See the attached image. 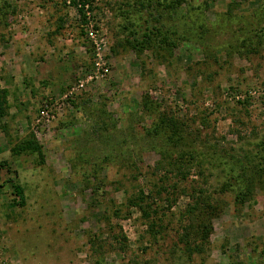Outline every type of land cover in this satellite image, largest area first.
Segmentation results:
<instances>
[{
  "label": "rangeland",
  "instance_id": "obj_1",
  "mask_svg": "<svg viewBox=\"0 0 264 264\" xmlns=\"http://www.w3.org/2000/svg\"><path fill=\"white\" fill-rule=\"evenodd\" d=\"M0 94V264H264V0H0Z\"/></svg>",
  "mask_w": 264,
  "mask_h": 264
},
{
  "label": "trees",
  "instance_id": "obj_2",
  "mask_svg": "<svg viewBox=\"0 0 264 264\" xmlns=\"http://www.w3.org/2000/svg\"><path fill=\"white\" fill-rule=\"evenodd\" d=\"M177 4V2H176ZM79 12L82 13V8H79L78 10ZM4 106H5V98L0 94V117L3 115L4 113ZM164 123V121L162 122V124ZM176 128H174L173 130H175ZM160 130V129H158ZM157 130V131H158ZM168 135V139H169ZM24 150H36L39 152V147L37 146V144L34 142V140H31L29 142H27L24 146H23ZM251 160H256V164L254 165V174L256 175H260L261 177L264 176V155L262 154H258L257 156H255L253 159ZM226 176L228 178H230L231 176H233V174L231 173V171H227L226 172ZM233 180V179H232ZM12 189H13V194L15 195V197L17 198V200H14L15 205L16 204H20L23 205L24 204V196H23V189L20 185L12 183ZM243 188H239V193L238 196H240L241 198L244 196V192L242 191ZM202 199L197 203L196 207L194 208L195 211H197L196 209H198L199 211L195 221L198 222L197 225V231L199 233L202 234V239H207L208 238V234L210 233V226L209 223L208 225L206 224V222L204 221V219L207 216V208H210V210H212L213 208H211V205L202 197ZM205 202L207 204H205ZM201 205L203 208H198V205ZM214 211V209H213Z\"/></svg>",
  "mask_w": 264,
  "mask_h": 264
},
{
  "label": "built area",
  "instance_id": "obj_3",
  "mask_svg": "<svg viewBox=\"0 0 264 264\" xmlns=\"http://www.w3.org/2000/svg\"><path fill=\"white\" fill-rule=\"evenodd\" d=\"M79 7H80V5H79ZM47 116V120L46 121H48V115H46Z\"/></svg>",
  "mask_w": 264,
  "mask_h": 264
}]
</instances>
